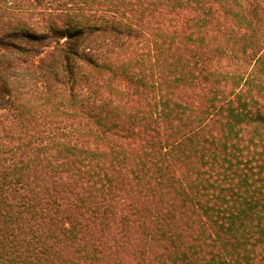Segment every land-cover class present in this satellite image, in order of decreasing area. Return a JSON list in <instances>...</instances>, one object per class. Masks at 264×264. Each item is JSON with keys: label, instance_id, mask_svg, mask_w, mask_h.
<instances>
[{"label": "trees", "instance_id": "1", "mask_svg": "<svg viewBox=\"0 0 264 264\" xmlns=\"http://www.w3.org/2000/svg\"><path fill=\"white\" fill-rule=\"evenodd\" d=\"M0 264H264V0H0Z\"/></svg>", "mask_w": 264, "mask_h": 264}]
</instances>
